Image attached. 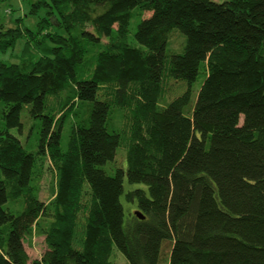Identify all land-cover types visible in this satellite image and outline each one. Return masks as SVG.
<instances>
[{
    "label": "trees",
    "instance_id": "1",
    "mask_svg": "<svg viewBox=\"0 0 264 264\" xmlns=\"http://www.w3.org/2000/svg\"><path fill=\"white\" fill-rule=\"evenodd\" d=\"M42 9L36 29L0 25L1 54L25 41L18 62L0 60V264H110L114 246L161 264L166 243L167 264H264V0H35L25 17ZM136 10L151 15L131 43ZM174 28L183 53L166 50ZM83 101L89 123L64 146ZM24 106L42 122L35 151L11 131ZM33 233L46 249L32 259Z\"/></svg>",
    "mask_w": 264,
    "mask_h": 264
},
{
    "label": "rangeland",
    "instance_id": "2",
    "mask_svg": "<svg viewBox=\"0 0 264 264\" xmlns=\"http://www.w3.org/2000/svg\"><path fill=\"white\" fill-rule=\"evenodd\" d=\"M35 0H0V25L4 24L6 27L15 26L16 27V19L20 16L24 17V21L20 20V24L24 26H28L32 29H36V25L40 20V17L45 15V11L42 9L39 11L38 15H28L25 17L31 8V3ZM216 1H223V0H216ZM151 12L136 10L131 23H130V42L135 43L134 33L137 30L139 22L146 17H149ZM169 39L166 45V50L168 53H183L187 41L186 35L180 31L178 28H174L171 30L169 34ZM25 41H20L15 49L10 50L7 54L0 53V60L4 61H13L18 62L20 59V55L22 53ZM95 50V49H93ZM33 52L36 51L33 49ZM89 57L91 56L88 55ZM205 79V71L203 68L201 69L197 80L194 84V97L196 96L197 90L201 86L203 80ZM90 103L89 102H79L76 108L73 111L68 119L65 121L64 129H63V145H66L70 128L72 123H89L88 118L90 116ZM123 110L121 108H115L112 110V113L109 116L107 122V128L109 131L113 132L116 130L121 129L124 123V116ZM21 120L23 123V130L19 131L18 128L11 129L12 133L19 136L23 143L25 144L26 148L30 151H35L38 148L39 139H40V131L42 127V122L40 118L32 117L29 112L27 106H24L21 111ZM0 121H2L1 114H0ZM125 156V149H119L118 154L116 156V160L113 162H109L104 165V169L112 174L115 171V167L123 165ZM40 172V176L38 178V193L40 199L45 202H48L53 195V187H55L56 181V172L53 167V164L49 160V158H45L43 163L41 164L38 162L37 168ZM2 178L1 171H0V179ZM136 207L130 209V211L136 210ZM25 246L28 251L30 257L39 258L41 257L42 253L46 249V243L44 240V236L39 235L37 233H33L26 237ZM171 248V243H166L163 248V255H162V263L167 264L169 258V251ZM110 264H130L124 254L114 246L111 263Z\"/></svg>",
    "mask_w": 264,
    "mask_h": 264
},
{
    "label": "water",
    "instance_id": "3",
    "mask_svg": "<svg viewBox=\"0 0 264 264\" xmlns=\"http://www.w3.org/2000/svg\"><path fill=\"white\" fill-rule=\"evenodd\" d=\"M135 214H136L138 217L144 219V215H143V213H142L140 210H136V211H135Z\"/></svg>",
    "mask_w": 264,
    "mask_h": 264
}]
</instances>
